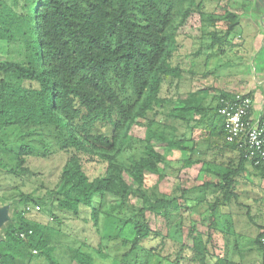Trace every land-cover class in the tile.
Instances as JSON below:
<instances>
[{
    "label": "trees",
    "instance_id": "trees-1",
    "mask_svg": "<svg viewBox=\"0 0 264 264\" xmlns=\"http://www.w3.org/2000/svg\"><path fill=\"white\" fill-rule=\"evenodd\" d=\"M194 1L0 0V42L7 44L14 40L22 52L20 60L0 62V128L16 127L21 137L9 163L0 161V175L21 176L24 170L21 156L47 157L63 152L66 158L58 182L31 203L48 205L58 223L56 212L79 218L82 211L88 210L99 240L117 237L112 229L118 231L129 225L132 237L121 239L126 250L109 264H149L154 254L157 264L162 258L180 264V257L171 261L141 243L156 232L151 228L150 214L168 219L173 212L174 217H180L179 227L185 222L188 226L186 236L190 244L173 241L178 244L177 255L186 257L189 264H248L230 258L225 252L226 244L222 240L219 243L216 213L217 209L224 210L225 219H230L228 209L232 199H237L233 189L239 184L237 179L242 180L247 163L237 145L225 140L222 117L217 112L218 99L238 91L222 90L217 95L206 136L193 140L191 145L186 144L185 137L174 140L154 129L149 117L155 107H166L168 101L175 103V106L167 105L168 119L188 123L195 113L201 112L202 116L208 113L194 99L178 97L170 101L159 94L163 77L181 76L180 66L171 64L172 53L178 46L174 34L192 6L199 7L204 0ZM240 2L248 6L253 0ZM240 16L228 7L219 14H209L210 22H207L214 27L209 31L211 47L217 44V51L224 52L233 44L230 34L239 25ZM258 60L264 62V43L252 55L254 74L262 70L257 66ZM190 96L193 98L189 93ZM133 124L144 130L143 137L130 133ZM34 134L40 136L34 139ZM217 140L222 144L220 148L236 152L238 163L234 168L230 164L217 169L214 179L205 180L196 191L207 187L217 190L218 195L211 203L205 200L207 205L202 207L206 198L192 197L194 187H177L170 194L158 193V183L146 187L147 174L156 175L157 180L166 175L159 170L158 163L164 164V172L174 166L165 153L155 150L153 143L187 150L188 156L180 161L182 167L199 161L200 144L212 148L219 143ZM35 141L42 147L40 152ZM1 147L5 146H0V150ZM123 155L127 157L121 158ZM13 160L17 162L10 164ZM87 161L100 164L97 174L89 175L84 169ZM124 173L129 180L124 178ZM109 196L117 201H111L105 209ZM24 199L26 203L33 200L28 195ZM246 208V216L256 230L263 228L252 240L261 253L258 264H264L262 212L256 211L257 216H252L249 206ZM186 212L187 217L182 215ZM25 214L24 208L15 210L2 226L0 264H30L39 256L48 264H102L81 246L69 247L67 261L62 262L54 254L59 228ZM197 224L203 231L196 230Z\"/></svg>",
    "mask_w": 264,
    "mask_h": 264
},
{
    "label": "rangeland",
    "instance_id": "rangeland-1",
    "mask_svg": "<svg viewBox=\"0 0 264 264\" xmlns=\"http://www.w3.org/2000/svg\"><path fill=\"white\" fill-rule=\"evenodd\" d=\"M8 1L10 2V0ZM194 2L198 3L200 0H195ZM199 4V7L198 4L197 6H192V10L182 20L184 22L177 26L175 30L174 37L178 46L172 53L171 64L180 66L181 76L180 78L163 77L159 94L170 101H174L178 97L185 100L194 99L204 108L208 109V113L206 116H202L201 112H197L194 114L193 120L188 123L177 119H168L165 115V110L168 109L167 105L175 106V103L168 101L165 103L166 107H155L154 112L149 114V117L154 122V129L162 131L171 139L185 137L184 141L187 145H191L192 143L190 142H193V140L196 142L199 138L206 136V128L213 115L211 109L217 95L222 90L244 92L255 83L257 86L255 77L257 78L258 76L253 73L252 55L261 42L264 43V0H253L248 6H245V3H241L240 0L232 2L230 0H204ZM226 7L236 11L241 16L239 25L234 27L230 34L232 37L231 43L233 44L226 47L223 50L224 52H220L216 49L217 44L214 47L210 46L211 38L209 31L214 27L209 24V14L214 12L219 14L221 13V9ZM15 8L19 9L18 6ZM176 21L181 20L176 18ZM21 58L22 52H20L18 42L14 40H11L7 44L0 42V62L20 60ZM257 87L258 92H261L260 95L264 96V90L259 86ZM189 93L193 95V98H191L192 96L189 97ZM130 133L137 137H143L144 130L140 125L133 124L130 128ZM33 136L36 139L40 135L34 134ZM20 139L19 130L16 127L6 126L0 128V146H5L1 147L0 161L9 163L10 157L19 148ZM217 141L219 143L212 148H206L205 146L203 148V145L200 144L198 146L200 148L198 154L199 161L182 167H180V161L188 156L187 150H180L177 147L167 148L165 143H153L155 150L165 153L170 163L172 164L171 161L174 162V166L173 169H168L167 172H164V164L158 163L159 170L166 173V175L162 179L157 180L156 175L147 174L145 178L146 187L150 188V186L158 183L157 192L168 194L177 187L188 189L194 187L196 188L195 194L189 192L188 195L206 198L204 199V203H202V207L206 206L205 200L208 202L213 201L217 197L218 191L207 187L196 192L202 188L201 184L205 180L214 179L217 169L220 170L223 166L230 164L234 168L238 163L236 152L229 148H220L222 144L220 140ZM34 144L36 150L40 152L42 150L40 143L35 141ZM48 148L51 149L52 146ZM134 153L140 154L135 150ZM126 157L127 155H123L121 158L124 159ZM21 158H23L21 167L24 169L19 174L21 176L13 175L12 177L2 173L0 175V211L4 214V219L0 224V231L2 226L12 218L15 210L21 211L22 209L23 211L24 208L25 215L29 218H37L51 226L59 228L60 236L55 241L54 254L62 262L67 261L69 247L81 246L83 250H87L93 254L96 262L102 264H109L113 258L119 257L126 250L127 247L122 244L121 239L122 237H132V230L129 225L122 226L118 231L113 228V233L118 234L117 237L99 240L98 233L92 221H90L88 210L82 211L79 218L72 214L56 212L60 218V222L58 223L54 215L48 210V205L40 202L31 203L53 188L58 182L60 169L66 158L63 152L57 151L47 157L34 154L33 156H21ZM16 162L17 160H13L10 164ZM10 164H7V166H11ZM99 166L100 164L97 162L87 161L84 164V169L88 171L89 175H95L101 169ZM123 176L126 180H129L125 173ZM237 183L239 184L233 189L237 194V199H232L230 209H228L231 212L230 219L228 217V219H225L224 210H216V213L219 214L217 223L219 228L218 234L221 238L218 241L220 243L222 240L226 244L225 252L230 258L235 260L242 259L248 264H258L261 261V253L256 249V243L252 238L255 237L258 231L262 232L263 228L256 230L253 221L248 220L246 216L247 208L243 204L245 203V200H243L245 193H243L241 186L243 182L240 177L237 179ZM177 192L179 193V190ZM25 195L30 196L33 200L30 203L29 201L26 203L24 199ZM254 197L256 196L254 195ZM260 198L264 202V194ZM113 200L117 201V198L109 196L108 202L106 201L103 207L105 209L108 208V203H111ZM27 206L30 207L29 210L26 209ZM36 206L39 208H35ZM254 206L256 205L249 207V212L252 216H257V210L254 209ZM204 210L205 208H201V211ZM187 212L182 215L186 216ZM261 212V224H264V209ZM174 214L175 212L168 219L164 217L155 218L150 214L151 228L156 232H153L152 236L144 239L141 243L145 248H153L155 249L154 251L159 252L163 257L171 261L175 260L177 256L180 257L178 258L180 264H189L186 257H183L181 254L180 256L177 255L178 244L173 241V239L183 240L190 244V239L186 236L188 226L185 222L179 227L180 217L177 215L174 217ZM189 214L193 215L194 212L189 211ZM178 227L181 228L182 234H179L180 230ZM197 229L203 231L204 228L197 224ZM165 235L167 237L163 239ZM262 240L264 241V237ZM161 244H163V248ZM154 255L156 256V254ZM155 256L151 258L149 264H157ZM162 259L160 264H171L166 259ZM30 264L48 263L43 257L39 256ZM113 264L122 263L113 262Z\"/></svg>",
    "mask_w": 264,
    "mask_h": 264
},
{
    "label": "built area",
    "instance_id": "built-area-1",
    "mask_svg": "<svg viewBox=\"0 0 264 264\" xmlns=\"http://www.w3.org/2000/svg\"><path fill=\"white\" fill-rule=\"evenodd\" d=\"M218 103L225 140L234 142L251 166L264 164V96L236 92L219 98Z\"/></svg>",
    "mask_w": 264,
    "mask_h": 264
},
{
    "label": "crops",
    "instance_id": "crops-1",
    "mask_svg": "<svg viewBox=\"0 0 264 264\" xmlns=\"http://www.w3.org/2000/svg\"><path fill=\"white\" fill-rule=\"evenodd\" d=\"M259 45L258 48L254 51V53L260 48ZM261 67V72H257V74H254L258 76L255 77V80L257 81V86H259L262 90H264V65L261 62V60H258V65ZM259 70V69H258ZM259 83V84H258ZM256 86V83L253 86L248 87L247 90L244 92H255L256 94H260L261 92H258V87ZM263 94V93H262ZM242 191L245 193L244 199L247 207L254 206V209L259 212L260 210L264 209L263 205L264 202L261 200L260 196L264 194V165L258 168L252 167L251 165L245 163V169L242 171ZM254 195L256 197H254Z\"/></svg>",
    "mask_w": 264,
    "mask_h": 264
},
{
    "label": "water",
    "instance_id": "water-1",
    "mask_svg": "<svg viewBox=\"0 0 264 264\" xmlns=\"http://www.w3.org/2000/svg\"><path fill=\"white\" fill-rule=\"evenodd\" d=\"M3 219H4V214H3V212L0 211V224H1Z\"/></svg>",
    "mask_w": 264,
    "mask_h": 264
}]
</instances>
